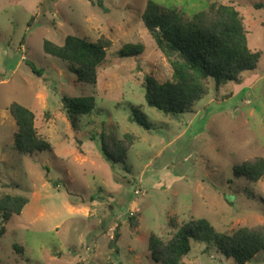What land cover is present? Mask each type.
Wrapping results in <instances>:
<instances>
[{"label":"rangeland","instance_id":"1","mask_svg":"<svg viewBox=\"0 0 264 264\" xmlns=\"http://www.w3.org/2000/svg\"><path fill=\"white\" fill-rule=\"evenodd\" d=\"M147 1L0 0V196L30 199L0 238V264H161L149 250L151 233L166 239L200 217L227 233L264 225V179L250 183L233 171L264 157V7H258L264 0H153L188 15L212 2L232 4L244 18L249 47L262 52L240 83L219 90L212 84L193 112L179 117L145 100L147 75L163 82L173 73L142 20ZM68 35L112 40L96 85L78 81L67 63L44 52L45 39L63 44ZM129 43L142 44L143 53L119 57ZM82 95H94L98 109L74 127L63 97ZM15 101L35 113L51 151L15 149L18 126L8 110ZM135 106L152 129L131 119ZM102 133L134 134L126 163L105 158ZM183 264L236 263L193 242ZM246 264H264V253Z\"/></svg>","mask_w":264,"mask_h":264},{"label":"trees","instance_id":"2","mask_svg":"<svg viewBox=\"0 0 264 264\" xmlns=\"http://www.w3.org/2000/svg\"><path fill=\"white\" fill-rule=\"evenodd\" d=\"M142 20L173 71L171 78L163 82L151 74L145 77V100L149 107L167 116L179 117L193 112L196 104L210 93L212 84L219 90L231 82L240 83L243 73L256 69L262 56L261 51L249 47L244 18L232 4L212 2L206 9L188 15L177 7L168 8L148 0ZM112 45V40L104 35L96 41L68 35L63 44L45 39L43 50L67 63L78 81L96 85ZM144 49L142 44H125L118 51V56L136 57ZM31 67L36 75L43 74L42 70ZM63 102L74 127L81 117L98 109L94 95L65 96ZM8 110L18 126L14 145L20 154L33 155L52 150L51 143L40 135L35 125L36 115L31 109L15 101ZM131 119L147 130L153 127L139 106L132 108ZM134 141L132 133H126L123 138L102 133L101 151L113 164L126 163ZM233 171L237 179L258 183L264 179V157L247 159L235 165ZM29 201V197L22 194L3 193L0 196V238L7 232L10 219L20 215ZM130 220L133 225L137 224L135 216ZM119 227L120 222L116 224L110 241L113 248H116L120 236ZM193 242L205 244L207 252L215 249L223 257L232 258L236 264H246L259 253H264V225L240 227L233 233H227L217 230L204 217L191 218L176 227L166 239L151 233L149 250L157 263L183 264Z\"/></svg>","mask_w":264,"mask_h":264}]
</instances>
